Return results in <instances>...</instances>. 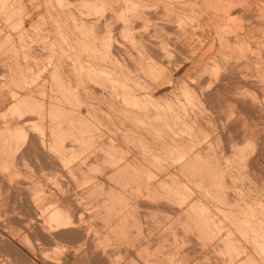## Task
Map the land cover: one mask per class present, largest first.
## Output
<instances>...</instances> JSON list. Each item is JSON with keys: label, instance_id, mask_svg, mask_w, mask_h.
I'll use <instances>...</instances> for the list:
<instances>
[{"label": "rangeland", "instance_id": "obj_1", "mask_svg": "<svg viewBox=\"0 0 264 264\" xmlns=\"http://www.w3.org/2000/svg\"><path fill=\"white\" fill-rule=\"evenodd\" d=\"M6 2L0 238L22 232L38 251L30 226L49 223L50 204L94 235L103 215L149 211L153 241L172 251L171 264L194 256L191 238L206 264H233L232 243L241 264H258L264 0ZM29 139L36 154L21 158Z\"/></svg>", "mask_w": 264, "mask_h": 264}, {"label": "crops", "instance_id": "obj_2", "mask_svg": "<svg viewBox=\"0 0 264 264\" xmlns=\"http://www.w3.org/2000/svg\"><path fill=\"white\" fill-rule=\"evenodd\" d=\"M6 1L2 0L4 5L7 3ZM33 141V139L28 140L25 150L20 152L21 158L30 157V153H34V150H32ZM37 157L39 158V155ZM107 174H111V172H107ZM3 177L4 174L0 172V179H3ZM30 204L32 209H37L33 202H30ZM54 206L63 212L65 211L63 206ZM142 206L147 209L150 208L147 203H143ZM46 209L49 211V205ZM116 213L112 212L111 214L103 215V220L95 222L97 230L100 229L95 235L84 231L86 227H79L82 222L80 216H76L75 220L78 222L75 223V226L62 228V230L54 233L43 230L44 224L32 223L30 227L35 228V230L30 231V238H33V242L37 244L38 251L32 252L24 246L23 241L20 239L23 236L21 232L15 237L0 238V256L5 261H13V264H171L170 260L167 259V254L172 253V251L165 247L163 248L161 243L158 244L153 241L155 235L153 234L154 228H152L149 218V211L134 213L139 218V223L134 226L130 225L133 220L132 216H134L133 212L125 215V218L122 217V214ZM70 218L72 220V217ZM247 229L246 227L243 230ZM177 234L179 236L184 235L182 229L177 231ZM19 236L21 237L19 238ZM89 239L92 243L94 242V250L91 246H88ZM191 241L192 246L187 249V253L192 251L194 256L191 259L186 258L184 252L183 256L176 260L174 264H206L203 262L199 245H197L194 238H191ZM39 248L43 250L40 251ZM153 251L164 252V259L159 261L157 258L152 259L147 256L145 260H142L138 257L139 253ZM245 258L243 256L241 260L243 259L244 261ZM256 261L258 264H264L263 256H256Z\"/></svg>", "mask_w": 264, "mask_h": 264}, {"label": "bare ground", "instance_id": "obj_3", "mask_svg": "<svg viewBox=\"0 0 264 264\" xmlns=\"http://www.w3.org/2000/svg\"><path fill=\"white\" fill-rule=\"evenodd\" d=\"M234 1V0H233ZM253 5V4H252ZM250 8V7H249ZM247 11V10H246ZM22 55V54H21ZM71 61H72V59H71ZM79 63V62H78ZM81 66H82V64H80ZM26 66V65H25ZM25 88V87H24ZM12 89V88H11ZM206 89V88H205ZM18 91H19V89H18ZM2 92V91H1ZM2 94V93H1ZM0 94V95H1ZM8 94V93H7ZM15 95V94H14ZM3 96V95H2ZM2 96H0V97H2ZM12 97V96H11ZM4 98V97H3ZM2 100V99H1ZM240 102H243V100H241ZM242 104V103H241ZM251 104H254V102H252ZM248 106V105H247ZM252 106H254L255 107V104L254 105H252ZM243 107V106H242ZM250 107H248V109H249ZM253 108V107H252ZM254 109V108H253ZM257 109V108H256ZM256 109H254V110H256ZM260 109V108H259ZM250 110V109H249ZM262 110V109H261ZM259 111V110H258ZM24 140V139H23ZM10 148V147H9ZM19 148V147H18ZM8 152V151H7ZM13 153V152H12ZM190 158L188 157V156H185L184 155V153H180L179 154V156H178V161L179 162H186V163H188V160H189ZM183 165V164H182ZM146 203L148 204V206L150 207V205H151V203L149 202V201H146ZM49 209H51V211L49 212V215L47 216V218H46V221H47V225H46V223L44 224V225H46V227L45 226H43V227H45L46 228V231L47 232H49V233H54V232H57V231H59V230H62V228H68V227H71L72 225H73V220H71V215H69V213H67V212H63L61 209L59 210V208L58 207H55L54 206V204H50L49 205ZM120 213V212H119ZM251 215V214H250ZM252 216V215H251ZM262 219L264 220V215H263V217H262ZM242 221L243 222H245V221H249V222H254L255 220H253V218H251V219H247V218H245V219H242ZM137 223H138V221H137ZM136 223V221H135V224H137ZM233 223V222H232ZM258 224V227L256 228V229H259L260 231H262V233L264 232L263 230V227H262V225H260L259 224V222H257ZM134 226V225H133ZM44 228V229H45ZM250 229L252 230V229H254V227H252V226H250ZM35 230V229H34ZM263 236V235H262ZM253 237V236H252ZM254 238V237H253ZM28 239V238H27ZM254 241V243H256V241L255 240H253ZM207 244V243H206ZM261 245L263 246L264 245V240H262V243H260V247H261ZM228 246H230V245H228ZM231 248L233 249V251H232V254H230L231 256H232V258H230V262L232 261L233 262V264H241V260H240V251L238 250V247L237 246H234L233 245V243H232V245H231ZM229 249V248H228ZM245 250V249H244ZM263 250H264V248L263 247H261V249H260V252L262 253V255H264L263 253ZM246 251V250H245ZM231 253V252H230ZM246 255V254H245ZM232 259V260H231Z\"/></svg>", "mask_w": 264, "mask_h": 264}]
</instances>
